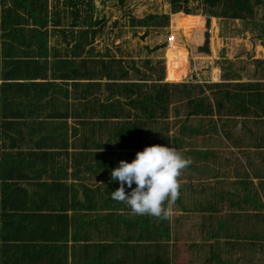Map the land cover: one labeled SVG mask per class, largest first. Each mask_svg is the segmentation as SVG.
Masks as SVG:
<instances>
[{"label":"trees","instance_id":"trees-1","mask_svg":"<svg viewBox=\"0 0 264 264\" xmlns=\"http://www.w3.org/2000/svg\"><path fill=\"white\" fill-rule=\"evenodd\" d=\"M11 1V6L5 7L3 5L5 0H0V38L5 36L21 38V42H24L25 32L30 34V38H40L35 27L36 23L44 24L48 17L51 23L57 24V16L61 14V16L68 15L71 18L68 25L76 28V30L70 29L67 30L68 32L59 33L61 38H67V34L69 38H76L75 45L72 47L74 54L82 53L84 46L89 45L90 42L92 44L86 48V51L96 50L94 38L101 33L102 18L93 14L91 0H50L48 8L46 0ZM263 1L251 0V3L257 5ZM59 3L62 6H59ZM251 3L249 0H194L195 6L189 8L185 6L186 0H168L166 12H146L139 18L130 17L129 23L144 29L165 27L169 21L168 14H170L172 17L170 21L175 22V27L186 35H190L200 29L201 15H204L202 42L196 49L198 52L206 53L208 17L243 19L245 14L252 12ZM18 9L26 13L25 17L17 11ZM197 14L200 15L198 18H196ZM29 17L32 23L27 27L25 24H28ZM11 25L13 26L11 27ZM6 26H8V30L1 31ZM170 36L175 42L174 36L172 34ZM2 46L0 48V54L3 56L0 58V264H62L58 253L55 252L57 246L54 242L65 232L66 214L63 211L68 207H78L81 203L75 199L73 191L70 193L69 202L64 200L59 202L57 196H66V191H62L52 181L48 182L44 177L42 179V176L53 175L47 173V169L50 170L55 163L54 158L58 153L53 148H58V146L64 148L67 145L65 136H60V133H57L62 130L63 125L45 118H33L32 121H27L28 117H37L43 111L42 108L45 105L39 99L43 93H46L43 85H48L49 82L24 84L15 81L14 79L19 76L20 65L18 63L21 59L5 58L3 54L7 57L11 48H6L4 43ZM112 46L113 50L120 53L123 51L131 56L139 54L138 51H133V53L132 50H122L117 44ZM37 47H39V43H37ZM4 50H7V53H4ZM102 50L101 55L105 56L110 48L105 45ZM167 55L174 62H180L183 65L182 51L169 50ZM137 58H141L140 62L148 64V59L145 56L139 55ZM59 62L57 67L61 74L58 77L70 78L71 81H75L72 82V85L75 87L81 85L82 87L76 93V100L81 101H78L79 106L73 109L74 115L77 117V127L74 130L75 133L72 130L71 135L74 138L72 137L70 144L74 145L75 141L80 148L89 146L104 150L99 155H96L95 151L76 152L75 161L73 160L76 175L88 173L93 178L111 179V170L118 167L119 161L123 160L112 150L113 147H124L128 145L127 142L132 143L135 138L133 148L146 145L140 138H127L132 135L133 129H138L139 125H142V121L119 124L114 118L120 114L125 117L128 115L157 117L162 120L167 114L168 104L178 101L179 106L184 108L183 117L185 119L191 116L199 117V122L195 126L179 123L178 133L182 135H168L166 133L167 125L163 120L161 124H156L157 138L154 139V142L158 141L160 145L164 146H167L166 142L169 141L174 142L175 145L192 144V141L195 143L199 137L202 141V132L216 129L215 123L211 119L213 114L218 117L235 115L264 117V89L260 88V85L264 88V81L262 83L258 81L228 82L225 80L208 82L205 80L208 77L206 74L201 75L199 82L161 81L160 73L141 72L134 65L137 60H133V58L127 59V61L113 58H90L87 60L77 59L75 62L61 59ZM10 69H12L11 74L9 73ZM128 69H131L137 77L130 78ZM214 72L215 70L212 69L213 80ZM222 72L223 78L229 75L237 76L229 68ZM186 74L187 69L184 77ZM230 85H234L236 88L230 90L225 87ZM28 86H31L33 92L30 90L29 92L27 89L22 93L28 106H21L23 100L13 101L11 99L13 93L18 90L22 91ZM204 87L209 89L210 98L202 94ZM121 92L123 93L121 95L125 96L124 102H127L131 107L118 106L117 97ZM172 109L176 111V114L178 113L175 105L172 106ZM59 112L51 106L46 114L51 116L59 114ZM70 112L72 113V108H70ZM86 113L95 117H101V115L113 117V120L108 122L110 125L105 128V139H101L103 131L101 128L104 127L102 118L98 121H87L84 118ZM261 121L263 122L264 119ZM78 126L86 127L88 132L82 131ZM223 126V123L220 122V132L230 138L228 130L224 131ZM207 139L210 143L211 136ZM232 141L237 144V140ZM253 141V146L264 144V137L262 134L257 135V139H253ZM24 145L27 150L21 148ZM9 148L14 150H9ZM197 153L200 154L199 151ZM184 156L191 157L189 154ZM126 161L130 162V160ZM35 164H39V168H36ZM55 171L59 172V170ZM105 186L110 188L112 184L107 183ZM87 190L83 195L89 194L90 190ZM115 203L119 202L109 199L104 205L109 209L118 205H124L129 209L123 203ZM100 251L104 250L100 248L98 252Z\"/></svg>","mask_w":264,"mask_h":264},{"label":"crops","instance_id":"crops-1","mask_svg":"<svg viewBox=\"0 0 264 264\" xmlns=\"http://www.w3.org/2000/svg\"><path fill=\"white\" fill-rule=\"evenodd\" d=\"M49 1L46 0L47 8ZM11 4V0H5L3 5L6 7ZM59 6L62 5L59 3ZM17 11L25 17V12L21 9ZM199 16L197 14L196 18ZM57 17V24L51 23L48 17L44 24L36 23L35 27L40 38H30L28 32L24 34V42H21V38L5 36L0 38V48L3 47V43L6 48H11L9 53L4 50V53L8 55L6 57L3 54L5 58L21 59L18 63L19 76L14 79L15 81L24 84L49 82L48 85H43L46 93H43L39 99L45 105L42 108L43 111L37 117H28L27 121L30 122L33 118H45L63 125L62 130L57 133L65 136L67 145L64 148L59 146L53 148L58 153L52 168L47 169V173L53 175H41L42 179L44 177L48 182L52 181L58 185L62 191H66V196H57L59 202L62 200L69 202L70 193L73 191L75 199L81 203L78 207H68L63 211L66 214L65 232L54 242L57 246L55 252L58 253L60 262L62 264H264V144L253 146L252 143L253 139H257V135L262 134L264 137V121H261L264 117L257 118L253 115L218 117L213 114L211 119L216 129L207 130L201 135L203 139L210 136L211 139H219L220 141L214 143L215 146L213 144L203 146V139L201 141L200 137L195 143L192 141V144L175 145L172 141L166 142L167 146L175 147L183 155L189 154L192 160L180 178L182 183L180 196L170 219L158 220L153 217L133 215L124 205L106 208L104 204L111 199V192L120 186L119 181L106 177L93 178L88 173L75 174L76 152L95 151V154L99 155L104 150L89 146L80 148L75 141L74 145L70 144L73 137L72 130L75 133L74 130L77 127V117L73 109L79 106L78 101H81L76 100V93L82 87L72 85L75 81H71L70 78L58 77L61 71L57 63H60L61 59L75 62L77 59L90 58L127 61L134 56L113 49L103 56L101 55L103 46H109L95 41V51H86V48L92 44L90 42L89 45L84 46L82 53L74 54L72 47L75 45L76 38H69L68 34L67 38H61L60 34L62 31L76 30V28L68 25V21L71 20L68 15L59 14ZM27 22L28 24L25 25L31 26L30 17ZM3 30L7 31L8 26L1 31ZM36 42L39 43L37 48ZM171 45L174 46L170 47ZM174 49L182 51L185 59L187 54L178 43L172 41L169 35L165 53ZM167 56L166 53L165 57ZM0 58H3L1 54ZM11 72L12 69L9 73ZM132 72L128 69L130 78L133 77ZM220 80L238 82L236 76L232 75ZM234 85L225 87L234 90L236 88ZM27 89L33 92L31 86H28L22 91H14L11 99L23 100L21 106H28L22 94ZM121 94L123 93L121 92L117 97L118 106L131 107L124 102L125 96ZM87 99L90 100L88 97ZM51 106L59 110V114L47 116L46 112ZM168 107L166 116L161 117L167 125L166 133L172 125L177 127L176 132L172 134L171 131L168 135H182L178 133L180 128L178 125L181 122L190 126H195L199 122V117L191 116L185 119L184 115L174 116L177 114L173 112L169 116ZM88 114L86 113L84 117L87 121H98L102 118L104 127L101 128L103 129L101 139H105V128L110 125L108 122L112 121L113 117L102 115L95 117ZM170 119L173 120L169 121ZM114 120L119 124L142 121V125H139L138 129H133L132 135L127 138H140L146 145L133 148L135 138L132 143L127 142L128 145L124 147L112 148L124 161L131 162L136 152L142 151L145 146L160 145L158 141L154 142V139L157 138V120L161 123V119L132 115L125 117L120 114ZM220 122L224 125V131L228 130L230 138L220 132ZM79 128L88 132L84 126ZM232 140H237V144ZM226 143H228L227 146H225ZM21 148L27 150L25 145ZM9 150L14 149L9 148ZM239 154L244 157V160L238 159L236 155ZM34 166L39 168V164ZM107 183H111L112 186L107 188L105 186ZM132 187H135L134 183ZM87 189L90 190L89 194L83 195ZM125 191L130 192L131 189L125 185ZM100 248L104 251L98 252Z\"/></svg>","mask_w":264,"mask_h":264},{"label":"rangeland","instance_id":"rangeland-1","mask_svg":"<svg viewBox=\"0 0 264 264\" xmlns=\"http://www.w3.org/2000/svg\"><path fill=\"white\" fill-rule=\"evenodd\" d=\"M91 2L93 14L102 18L101 33L96 35L94 41L102 42L103 45L107 44L111 47L110 50L113 49L112 45L117 44L122 50L138 51L139 54H135L137 56L133 55V60H137L134 65L136 64L135 66L141 72L146 74L150 71L153 74L160 73L162 75L161 81L198 82L201 80L200 74L208 75L206 81H213L212 69L215 70L214 80L220 81L224 77L222 71L229 68V70L236 72V81L238 82L258 81L262 83L264 81V1L261 4L253 5L249 0L252 12L245 14L243 19L224 17H212L210 19L209 16L206 53L198 52L196 49L202 42L204 15H201L200 29L186 35L175 27L174 21H170L172 18L170 14H168L169 21L165 27H147L144 29L130 25V17L139 18L146 12H166L168 0H91ZM185 6L193 8L195 6L194 0H186ZM170 34L174 36L175 42L187 54L183 66L180 62H172L168 56L165 57L168 53V51L165 53V47ZM139 55L145 56L148 59V64L140 62L141 58H137ZM147 65L148 67H146ZM186 69L187 74L184 77ZM132 76L137 77L133 72ZM260 88L264 89L261 85ZM202 94L210 96L209 89L204 87ZM168 105L170 106L168 107L169 116L172 115V112H176L172 109L173 105L178 111L177 115L174 116L183 115L184 108L179 106L178 101H172ZM171 120L173 119L169 121ZM156 124L161 123L157 122ZM176 129L177 127L172 125L167 134H171V131L173 134ZM209 141L211 144L208 143L207 138L203 139L202 145H214L216 141L220 140L210 139ZM218 143L222 144V142ZM227 145L228 143L225 146ZM222 156L224 155L222 154ZM236 156L238 159L244 160L241 154Z\"/></svg>","mask_w":264,"mask_h":264},{"label":"clouds","instance_id":"clouds-1","mask_svg":"<svg viewBox=\"0 0 264 264\" xmlns=\"http://www.w3.org/2000/svg\"><path fill=\"white\" fill-rule=\"evenodd\" d=\"M191 163V158L175 147L145 146L131 162L120 160L119 166L111 170V179L120 185L111 192V199L125 204L133 215L170 219L180 196V178ZM125 185L130 192L126 193Z\"/></svg>","mask_w":264,"mask_h":264},{"label":"water","instance_id":"water-1","mask_svg":"<svg viewBox=\"0 0 264 264\" xmlns=\"http://www.w3.org/2000/svg\"><path fill=\"white\" fill-rule=\"evenodd\" d=\"M192 77H194V76L192 75Z\"/></svg>","mask_w":264,"mask_h":264}]
</instances>
